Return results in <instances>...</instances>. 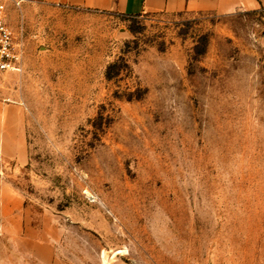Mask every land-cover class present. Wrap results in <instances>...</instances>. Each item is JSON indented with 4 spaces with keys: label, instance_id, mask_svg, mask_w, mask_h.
<instances>
[{
    "label": "rangeland",
    "instance_id": "obj_1",
    "mask_svg": "<svg viewBox=\"0 0 264 264\" xmlns=\"http://www.w3.org/2000/svg\"><path fill=\"white\" fill-rule=\"evenodd\" d=\"M5 4L22 61L0 109L24 154L0 174L54 264H264V7ZM32 248L0 264H41Z\"/></svg>",
    "mask_w": 264,
    "mask_h": 264
},
{
    "label": "crops",
    "instance_id": "obj_2",
    "mask_svg": "<svg viewBox=\"0 0 264 264\" xmlns=\"http://www.w3.org/2000/svg\"><path fill=\"white\" fill-rule=\"evenodd\" d=\"M12 1V0H6ZM59 8H85L113 11L127 16L144 13L178 14L182 12H218L230 14L238 10L255 11L264 0H19ZM9 113V117L5 113ZM12 112L0 109V153L24 154L22 135L13 130ZM15 203V204H14ZM44 231L24 220L19 195L0 174V244L23 245L32 242V253L41 264H54L53 247ZM39 249V250H38ZM44 251L41 253V250Z\"/></svg>",
    "mask_w": 264,
    "mask_h": 264
},
{
    "label": "built area",
    "instance_id": "obj_3",
    "mask_svg": "<svg viewBox=\"0 0 264 264\" xmlns=\"http://www.w3.org/2000/svg\"><path fill=\"white\" fill-rule=\"evenodd\" d=\"M19 2V0H15ZM6 0H0V77L21 69V45L14 30L6 22Z\"/></svg>",
    "mask_w": 264,
    "mask_h": 264
}]
</instances>
